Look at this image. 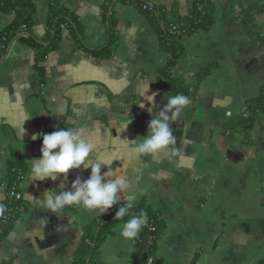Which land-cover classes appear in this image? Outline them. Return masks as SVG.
Here are the masks:
<instances>
[{"label":"crops","instance_id":"crops-1","mask_svg":"<svg viewBox=\"0 0 264 264\" xmlns=\"http://www.w3.org/2000/svg\"><path fill=\"white\" fill-rule=\"evenodd\" d=\"M36 8L32 34L46 31L52 0H31ZM82 21L84 44L92 50L106 45L102 19L106 0H59ZM196 0H149L156 8L187 15ZM214 24L185 35L172 69L188 87L190 104L172 124L181 156L170 152L138 156L130 141L143 137L148 122L171 95L161 86L160 71L168 54L159 46L156 29L131 3L113 7L117 42L108 58L78 49L68 31L59 48L42 63L41 83L33 68V52L11 45L0 63V178L14 151L26 171L20 185L22 199L11 230L0 239V264H70L83 228L98 214L67 207L47 213L34 197L77 177L87 179L90 168L70 170L55 181L31 182L28 162L40 156L37 133L79 127L94 144L91 163L101 174L115 172L160 212L165 231L152 264H258L264 260V117L249 140L229 130L247 101L264 96V47L242 26L240 9L253 8L252 17L264 37V0H212ZM0 13V32L12 21ZM154 96L152 104L148 96ZM165 97V98H164ZM143 103L144 108L139 105ZM78 112L77 109H83ZM39 112H44L37 114ZM132 118L124 128L121 119ZM0 187V206L5 200ZM124 200L121 197L120 203ZM47 221L42 225L41 218ZM115 225L98 249L95 264H129L134 241ZM131 249V250H130Z\"/></svg>","mask_w":264,"mask_h":264},{"label":"trees","instance_id":"trees-1","mask_svg":"<svg viewBox=\"0 0 264 264\" xmlns=\"http://www.w3.org/2000/svg\"><path fill=\"white\" fill-rule=\"evenodd\" d=\"M124 2L133 4L145 13L156 29L160 49L168 54L167 65L159 73L163 89L171 95H187L188 87L182 79L173 77L172 69L180 54L181 38L200 30H208L213 26L216 7L212 0H196L184 17H179L173 11L158 9L149 0H106L102 6V19L107 30V41L104 47L96 50L86 47L84 44L85 27L82 21L59 0H52L48 5L46 31L42 37L32 34L36 8L31 0H0V13L13 16L12 21L0 32V63L6 57L12 44L19 43L26 46L33 52V68L42 83L44 80L42 63L51 52L59 48L64 30L68 31L76 47L81 51L96 58H108L117 42L113 7L116 3ZM144 5L146 9H143ZM252 11L253 8L240 9L239 20L247 34L264 47V37L254 24ZM260 117H264V96L246 102L244 112L232 124L229 133L242 135L249 140L250 132ZM25 171L24 164L12 151L6 164V174L0 178V187L6 195L2 205L5 212L3 216H0V239L8 234L18 217L21 200H14L8 193L12 188L20 189ZM123 203L113 206L106 215L97 217L83 228L82 239L70 264H95L98 249L108 237L111 229L117 224H123L130 218V215L138 214L141 209L147 211L148 223L135 239L129 264H152L157 242L165 231V222L160 212L154 210L145 199L139 200L136 207L130 210L129 215L121 220H114L118 207ZM1 264H12V262L5 260ZM258 264H264V260L259 261Z\"/></svg>","mask_w":264,"mask_h":264},{"label":"clouds","instance_id":"clouds-1","mask_svg":"<svg viewBox=\"0 0 264 264\" xmlns=\"http://www.w3.org/2000/svg\"><path fill=\"white\" fill-rule=\"evenodd\" d=\"M154 96L155 94L147 97L150 104ZM165 96L166 102L155 115L152 111L155 105L149 108L152 118L148 122L146 134L143 137L137 136L129 142L138 156L170 152L173 157H182L172 124L182 119L184 110L189 107L190 98L184 94ZM139 106L145 107L143 103ZM86 110V105L83 109H77L78 112ZM40 113L44 112L37 114ZM121 121V125L126 128L132 123V118L129 116ZM82 131L79 127L57 128L50 134L37 133L32 137L33 140H40L42 137V144L40 156L27 161L28 179L31 182L55 181L60 177H66L70 170L90 168L87 179L77 177L67 190L63 185L56 189H46L41 197H34V201L39 205L42 200L44 210L50 215H57L67 207H78L95 212L101 217L113 206L118 205L122 197L124 203L118 207L113 218L121 220L136 207L139 192L132 189L130 181L123 176L115 175L113 171L101 174L102 165L91 163L95 146L83 136ZM4 212V207L0 206V216H3ZM41 221L42 225H46L47 221L43 217ZM147 223L148 213L141 209L138 214L130 215V218L120 226L119 235L127 241H134Z\"/></svg>","mask_w":264,"mask_h":264},{"label":"built area","instance_id":"built-area-1","mask_svg":"<svg viewBox=\"0 0 264 264\" xmlns=\"http://www.w3.org/2000/svg\"><path fill=\"white\" fill-rule=\"evenodd\" d=\"M146 8H147V7L144 5V6H143V9H146ZM8 195H9L11 198H13L14 200H21V199H22V193H21L20 189L17 190V189L12 188V189L9 191Z\"/></svg>","mask_w":264,"mask_h":264}]
</instances>
